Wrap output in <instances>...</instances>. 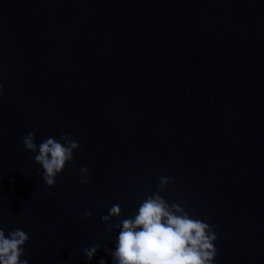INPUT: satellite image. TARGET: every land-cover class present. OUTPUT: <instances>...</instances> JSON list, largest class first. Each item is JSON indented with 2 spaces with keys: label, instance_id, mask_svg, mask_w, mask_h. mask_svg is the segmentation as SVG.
I'll return each mask as SVG.
<instances>
[{
  "label": "water",
  "instance_id": "1",
  "mask_svg": "<svg viewBox=\"0 0 264 264\" xmlns=\"http://www.w3.org/2000/svg\"><path fill=\"white\" fill-rule=\"evenodd\" d=\"M29 131L79 144L54 187ZM160 177L212 227L213 264H264V0H0V228L29 236L21 260L113 264L110 227Z\"/></svg>",
  "mask_w": 264,
  "mask_h": 264
},
{
  "label": "clouds",
  "instance_id": "2",
  "mask_svg": "<svg viewBox=\"0 0 264 264\" xmlns=\"http://www.w3.org/2000/svg\"><path fill=\"white\" fill-rule=\"evenodd\" d=\"M60 141H63L61 143ZM60 141L49 137L37 146L35 134L31 131L23 138L26 150L36 152L35 162L42 166L43 181L55 186V177L65 165L73 160L78 142L68 135H61ZM89 169L81 167V183H88ZM171 178L160 177L157 192L148 196L139 206L134 217L119 220L112 227L119 229L114 251L109 254L113 264H213L217 254L214 241L217 239L212 227L201 220L192 218L179 204L171 205L159 195ZM119 205H113L108 215L101 220L107 222L121 216ZM91 216V212L84 214ZM29 236L21 229L10 231L7 236L0 228V264H29L24 255L23 246ZM99 245L83 249L84 255L91 260ZM99 264H105L101 258Z\"/></svg>",
  "mask_w": 264,
  "mask_h": 264
}]
</instances>
